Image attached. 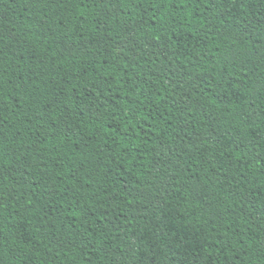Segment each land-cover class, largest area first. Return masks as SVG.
I'll return each mask as SVG.
<instances>
[{
  "label": "trees",
  "instance_id": "obj_1",
  "mask_svg": "<svg viewBox=\"0 0 264 264\" xmlns=\"http://www.w3.org/2000/svg\"><path fill=\"white\" fill-rule=\"evenodd\" d=\"M0 264H264V0H0Z\"/></svg>",
  "mask_w": 264,
  "mask_h": 264
}]
</instances>
